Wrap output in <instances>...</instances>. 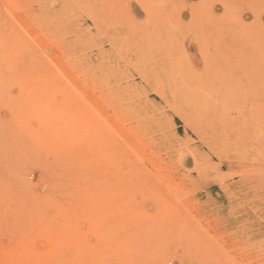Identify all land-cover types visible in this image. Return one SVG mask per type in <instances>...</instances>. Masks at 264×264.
Wrapping results in <instances>:
<instances>
[{
  "label": "rangeland",
  "instance_id": "1",
  "mask_svg": "<svg viewBox=\"0 0 264 264\" xmlns=\"http://www.w3.org/2000/svg\"><path fill=\"white\" fill-rule=\"evenodd\" d=\"M241 23L264 0H0V264H264V47Z\"/></svg>",
  "mask_w": 264,
  "mask_h": 264
},
{
  "label": "bare ground",
  "instance_id": "2",
  "mask_svg": "<svg viewBox=\"0 0 264 264\" xmlns=\"http://www.w3.org/2000/svg\"><path fill=\"white\" fill-rule=\"evenodd\" d=\"M233 8V7H232ZM232 8H230V9H232ZM239 8V7H238ZM237 7L235 8V11L233 12V11H231V13L232 14H237V11H238V13H239V9H238ZM234 9V8H233ZM232 9V10H233ZM238 9V10H237ZM241 15V14H240ZM233 16V15H232ZM239 16V15H238ZM240 19H241V17H240ZM236 20V19H235ZM242 20V19H241ZM239 24V23H238ZM245 23H241L240 25H241V27L243 28V29H249V30H251V32L250 33H248V34H251V35H253V37L255 38V42H256V45L259 47L258 49H257V51H256V53L259 55V54H261V53H263L262 52V50H263V47H264V25H261L260 27H257V26H255L254 24H251V25H248V23H247V25H244ZM239 25V26H240ZM242 29V30H243ZM253 29H256V32H255V34H254V32H253ZM261 50V53H259L258 51H260ZM257 56V55H256ZM261 56H263V54H261ZM260 56V57H261ZM258 57V56H257ZM260 57H258V58H260ZM157 74V73H156ZM154 77L156 78V76L154 75ZM164 77L166 78V79H164L167 83V86H170L169 87V89L168 90H166V91H162V93L161 94H164L163 95V97H164V99H172V100H177V99H179V98H181V100H182V102L183 103H185V106H186V109H187V111L193 116V117H195V119H198V121H200L199 119H200V115H202L201 113H200V111L199 110H203L201 107H197V105L196 104H193V102H192V99L194 98V96L192 95V92H193V88H192V86L188 83H186V82H184V81H180V78H182L179 74H177V72L176 71H174V70H171L169 73H165L164 74ZM159 78V77H158ZM154 80V79H153ZM163 80V79H162ZM156 81H159V80H156ZM154 82V81H153ZM158 83V82H157ZM154 84V83H153ZM159 90V89H158ZM168 95V96H167ZM194 102H196V101H194ZM204 104H205V102H204ZM203 104V105H204ZM201 105V104H200ZM199 105V106H200ZM204 111V110H203ZM208 111V110H207ZM206 111V112H207ZM205 116H203L202 117V119L203 120H206L205 118H204ZM209 116H207V118H208ZM91 139V138H90ZM175 211V210H174ZM158 225V224H157ZM164 231V230H163ZM139 257V256H138ZM130 260V259H129ZM121 262V261H120Z\"/></svg>",
  "mask_w": 264,
  "mask_h": 264
}]
</instances>
